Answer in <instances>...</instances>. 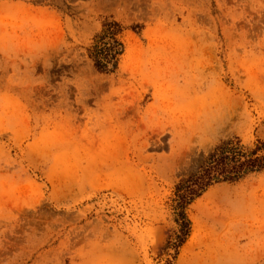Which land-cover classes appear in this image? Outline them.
Instances as JSON below:
<instances>
[{
	"label": "rangeland",
	"instance_id": "obj_1",
	"mask_svg": "<svg viewBox=\"0 0 264 264\" xmlns=\"http://www.w3.org/2000/svg\"><path fill=\"white\" fill-rule=\"evenodd\" d=\"M233 136L264 138V0H0V264H264V171L178 246V182Z\"/></svg>",
	"mask_w": 264,
	"mask_h": 264
},
{
	"label": "trees",
	"instance_id": "obj_2",
	"mask_svg": "<svg viewBox=\"0 0 264 264\" xmlns=\"http://www.w3.org/2000/svg\"><path fill=\"white\" fill-rule=\"evenodd\" d=\"M121 27L117 21L103 23L95 35V42L88 48V57L94 69L100 73L114 72L123 44L119 39ZM264 171V138L257 139L253 146H246L233 136L220 140L203 157L196 170L180 179L176 187V210L179 234L178 246L189 235L190 221L185 212L187 205L202 195L210 186L221 182H238L246 176Z\"/></svg>",
	"mask_w": 264,
	"mask_h": 264
}]
</instances>
